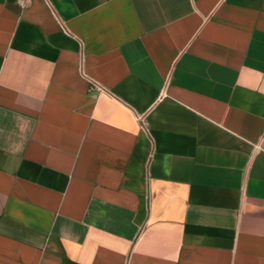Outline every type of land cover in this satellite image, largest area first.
Returning <instances> with one entry per match:
<instances>
[{"label":"crops","instance_id":"0c3cea01","mask_svg":"<svg viewBox=\"0 0 264 264\" xmlns=\"http://www.w3.org/2000/svg\"><path fill=\"white\" fill-rule=\"evenodd\" d=\"M0 0V264H264V0Z\"/></svg>","mask_w":264,"mask_h":264},{"label":"built area","instance_id":"2783aa9c","mask_svg":"<svg viewBox=\"0 0 264 264\" xmlns=\"http://www.w3.org/2000/svg\"><path fill=\"white\" fill-rule=\"evenodd\" d=\"M20 4H21L22 6H25V5H26V3H25L24 0H21V1H20Z\"/></svg>","mask_w":264,"mask_h":264}]
</instances>
